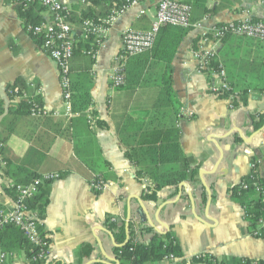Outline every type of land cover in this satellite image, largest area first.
<instances>
[{"label":"crops","instance_id":"crops-1","mask_svg":"<svg viewBox=\"0 0 264 264\" xmlns=\"http://www.w3.org/2000/svg\"><path fill=\"white\" fill-rule=\"evenodd\" d=\"M61 1L76 21L88 13L103 15L120 3ZM187 1L193 6V28L169 65V75L180 108L193 113L191 119L179 120L177 124L183 155L192 164L187 181L162 189L158 201L149 202L143 196L152 185L151 180L137 179V167L126 156L128 148L123 145L120 132L126 124L133 125L128 116L153 111L163 90L165 66L155 64L150 73V78H159L161 84L138 88L134 93L116 90L109 75L122 47L123 32L128 28L149 30L157 14L156 0L129 8L110 29L87 76L92 81V104L84 114L71 117L65 115L56 62L24 27L18 0H0V100L5 109L0 117V131L8 110L20 101L10 100L6 89L19 80L27 87V98L33 92L40 95L43 108L50 115L47 125L30 128L34 130L31 140L12 135L4 145L3 157L8 165L5 170L0 168V203L5 211L12 210L15 194L7 190L28 181L30 173L61 176L47 187L50 202L42 222L50 240L51 260L66 264H119L115 249L124 244L116 242L106 224L123 227L127 236L128 222L129 237L131 226H148L162 236L172 233L187 261L205 253L219 260H264V239L251 235L254 228L230 192L250 175L251 163L264 157V124L256 129L264 118V43L228 35L215 44L227 80L237 92L246 91L245 103L234 109L229 107V100L210 93V78L197 72L194 57L204 31L245 19L264 21V0ZM34 12L41 22L51 21L45 8ZM207 45L213 46L211 42ZM55 112L59 115H52ZM99 121L104 124L102 127L97 124ZM135 127H139L138 122L130 129L134 132ZM194 169L197 174L191 179ZM258 172L264 181V163ZM95 173L108 184L107 191L101 194L91 188ZM138 240L148 243L151 236L138 235ZM1 252L0 249V256ZM4 264L29 263L24 253L15 252L12 258L6 257Z\"/></svg>","mask_w":264,"mask_h":264},{"label":"trees","instance_id":"trees-1","mask_svg":"<svg viewBox=\"0 0 264 264\" xmlns=\"http://www.w3.org/2000/svg\"><path fill=\"white\" fill-rule=\"evenodd\" d=\"M115 1L120 3L111 10L119 9L126 4L125 0ZM18 2L20 3V6H18L19 17L26 29L29 26H37L42 23L40 17L34 12L36 8H39L40 11L43 9V6L39 2L33 0H18ZM111 10L97 16L88 13L87 16H84L79 21L70 16V22L75 23L80 28L85 19L90 18L96 21L104 19L109 15ZM189 30L188 28L185 29L171 25L161 27L153 46L148 51L127 59L124 84L115 88L118 91L134 93L138 88H145L149 83L150 73L155 64L160 63L165 66V71L162 74L164 80V83L162 82L163 90L158 97L153 111L128 116V120L133 121V125L126 124L125 129L120 132L121 141L128 148L126 156L137 167V179L151 180L152 185L143 196V199L149 202H157L158 193L162 189L177 186L189 178L192 160L183 155L180 145V131L177 126L182 108H180L181 104L172 89V81L169 75V65L173 61L183 38ZM34 39L39 45L42 44L39 37H34ZM75 40L76 44L73 56L69 62V91L71 94L72 114L79 115L84 114L92 104L90 94L92 81L87 76H89L96 62V55L100 45L98 39L93 37L85 40L76 35ZM220 66L221 64L218 60H213L211 63V68L215 70H218ZM205 73L210 78L212 71L205 70ZM227 83L230 90L222 92L219 98L229 100L231 97H234L233 106L237 108L241 103H245L246 91L237 92L229 81ZM6 92L10 100L19 99L20 101L14 108L8 110V115L3 120V128L0 131V144H3L0 153L2 161L5 163L7 162L3 157V149L12 135L31 140L34 136V130L30 131V128L37 125H47L50 119V115L43 111L41 96L33 92L27 98V87L22 81L19 80L13 85L8 86ZM4 113V103L0 100V117ZM137 118H140V120ZM137 122L139 123V127H135L136 131L133 132L130 128L134 127ZM97 124L101 127L104 125L101 121L97 122ZM263 124L264 118L261 117L256 129H259ZM27 130L28 132L25 133ZM124 131H127V133L124 134ZM7 165L5 168H0L5 170ZM196 174L197 169H194L191 177ZM95 175L100 180L106 182L101 175L96 173ZM250 175L243 180V182L250 184L248 190L241 188L240 183L230 189V192L231 197L244 209L245 219L252 221L255 226L259 218L264 219V181L259 178L262 191L257 193L255 188L251 186V183L255 181L251 179ZM37 180H42V175L30 173L28 181L23 184H16L10 188L11 190L8 189L7 191L14 192L16 199L17 186L34 184ZM52 182L43 181L37 187V191L33 196L26 202L28 209L40 222L39 232L41 238L49 245L50 240L47 238V232L43 229L42 222L45 219L50 202V192L47 187ZM205 199L206 195H204ZM4 212L7 211L4 210L3 205L0 203V221ZM106 226L113 232L116 242L124 244L123 247L115 249L119 264L158 263L168 254H174L183 259L182 264H188L172 233L162 236L155 234L153 229L148 226H141L139 228L131 226L130 237L126 243L127 236L123 227L117 228V225L114 223L106 224ZM138 235L151 236V240L148 243L140 241L138 240ZM86 247L83 246L82 248L85 249ZM0 249L7 255V258H12L15 252L24 253L29 264H66L61 260L45 262V260L38 258L40 247L32 245L22 230L13 224H1L0 222ZM4 262L0 264H4ZM190 264H264V260L249 258L219 260L207 254L201 259L192 258Z\"/></svg>","mask_w":264,"mask_h":264},{"label":"built area","instance_id":"built-area-1","mask_svg":"<svg viewBox=\"0 0 264 264\" xmlns=\"http://www.w3.org/2000/svg\"><path fill=\"white\" fill-rule=\"evenodd\" d=\"M39 2L50 14L51 21L42 22L37 26H29L27 31L33 37H39L42 41L41 47L47 52L48 56L56 62L63 89L65 115L72 116L71 111V94L69 91V62L73 56L75 48V36L79 35L81 38L87 40L90 37L98 39L99 45L102 46L115 22L119 19L121 14L128 8L137 6L145 0H125L126 4L119 9H113L109 15L104 19L98 21L94 19H85L82 22V26L76 29L70 22L71 13L69 9L63 4L61 0H33ZM86 0H82L84 4ZM192 8H190L187 2L180 0H158L157 2V14L155 21L149 30L138 31L134 28L127 29L122 35V49L115 59V66L109 75V81L111 85L116 88L122 86L125 81V64L128 58L137 56L148 51L154 44L157 34L161 27L171 25L182 28L193 27L191 22ZM144 13V12H140ZM195 26V25H194ZM200 28V25L195 26ZM233 35L239 37H245L247 39H255L257 41H264V22L255 21L253 19H245L239 22H229L221 26L213 28L210 33H204V36L212 38L215 41L213 46H205L203 43L207 39L198 44L197 49L194 51V57L198 62L197 72L205 73L206 71H212L210 73L209 91L214 96L218 97L222 92L230 90L228 85L226 72L219 67L218 70L211 68L216 51L215 44L220 43L226 36ZM206 74V73H205ZM233 98L229 99V107L234 109ZM44 112H46L43 109ZM38 115V114H37ZM52 115H59L58 112ZM193 113L186 108H182L179 114V120L191 119ZM3 144H0V149ZM264 163V157L254 160L251 165V179L255 182L251 183L257 193L262 191L261 183L259 181L258 168ZM7 163L2 161L0 153V167L5 168ZM60 179L59 174H45L42 180H37L34 184L19 185L16 188L17 197L15 199V206L12 210L2 213L1 224H13L22 230L25 237L29 242L40 247L38 258L45 260V262L51 261L50 245L44 242L40 236L39 226L40 222L37 220L34 214L28 209L27 201L37 191V187L43 181H55ZM241 188L248 190L250 184L241 182ZM91 188L95 194H101L108 189V184L98 177H95L91 182ZM246 220V219H245ZM254 230L251 235L255 238H263L264 234V219L259 218L255 226L252 221L247 220ZM207 255L199 254L195 256L201 259ZM211 256V254H210ZM7 255L1 252L0 263L6 260ZM162 264H182L183 259L175 256L174 254H168L161 261ZM190 264V260L188 261Z\"/></svg>","mask_w":264,"mask_h":264},{"label":"rangeland","instance_id":"rangeland-1","mask_svg":"<svg viewBox=\"0 0 264 264\" xmlns=\"http://www.w3.org/2000/svg\"><path fill=\"white\" fill-rule=\"evenodd\" d=\"M145 1H147V0H145ZM145 1H143V2H145ZM180 1L187 2L188 6H189L190 8L193 7V6L191 5V3H190L189 1H187V0H180ZM143 2H141V3H143ZM156 2H158V0H156ZM86 3H87V0L85 1L84 4H86ZM141 3H140V4H141ZM138 5H139V4H138ZM133 7H134V6H133ZM128 9H129V8H128ZM128 9H127V10H128ZM124 13H125V12H123L121 15H123ZM190 15H191V20H192L193 12L190 11ZM119 18H120V17H119ZM117 21H118V20H117ZM117 21H116V22H117ZM116 22H115V23H116ZM80 28H81V27H80ZM190 28H193V27L190 26ZM190 28H188V29H190ZM78 29H79V28H78ZM128 29H129V28H128ZM214 29H215V27H214ZM126 30H127V29H126ZM126 30H125V31H126ZM135 30H136V29H135ZM211 30H212V29H211ZM211 30L204 31V32L201 34V38H200L201 40H200V42L203 40V38L207 39V41H205V42L203 43L205 46H207V42H211V43H214V42H215V41L212 40V38H208V36H204V37H203V34H204V33H207V34H208V33H210ZM125 31H124V32H125ZM138 31H141V30H138ZM124 32H123V33H124ZM238 37H239V36H238ZM242 38H245V37H242ZM224 39H225V38H224ZM224 39H223V40H224ZM249 39H251V38H249ZM223 40H222V41H223ZM251 40H255V39H251ZM222 41H221V42H222ZM200 42H199V43H200ZM221 42H220V43H221ZM260 42L264 43V41H260ZM220 43H218V44H220ZM218 44H216V45H218ZM216 45H215L216 56H215L214 60H218V61H220V60H219V56H218V52H217V50H216ZM121 49H122V47H121ZM121 49H120L119 53L121 52ZM196 49H197V47L195 48V50H196ZM119 53H118V54H119ZM222 68H223V66H222ZM223 69H224V68H223ZM224 70H225V69H224ZM226 77H227V75H226ZM155 82H157L158 84L155 83ZM159 84H161V80H160L159 78H150V79H149V83L145 86V88H154V87H156V86L159 85ZM44 175H45V174L42 175V178H43ZM0 257H1V256H0Z\"/></svg>","mask_w":264,"mask_h":264},{"label":"water","instance_id":"water-1","mask_svg":"<svg viewBox=\"0 0 264 264\" xmlns=\"http://www.w3.org/2000/svg\"><path fill=\"white\" fill-rule=\"evenodd\" d=\"M184 185V184H183ZM208 190V189H207ZM208 192V194H209V199H210V201H211V193L209 192V190L207 191ZM189 196H190V199L193 201V194H192V192H190L189 193ZM142 205V209H143V211L145 212V214H146V216L147 217H149L148 216V213H147V211H146V209H145V207L143 206V204H141ZM149 221V220H148ZM150 223V222H149ZM126 233H127V236H128V238H129V222L126 224ZM111 235V237L113 238V235L112 234H110ZM114 240V239H113ZM128 241V240H127ZM117 248H121V247H123V245L122 246H116ZM109 260V259H108ZM92 263H99V264H110L109 262H105V261H91V262H89L88 264H92Z\"/></svg>","mask_w":264,"mask_h":264}]
</instances>
